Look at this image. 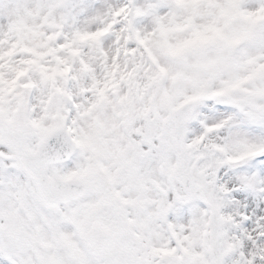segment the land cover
Segmentation results:
<instances>
[{
  "label": "snow or ice",
  "instance_id": "obj_1",
  "mask_svg": "<svg viewBox=\"0 0 264 264\" xmlns=\"http://www.w3.org/2000/svg\"><path fill=\"white\" fill-rule=\"evenodd\" d=\"M0 264H264V0H0Z\"/></svg>",
  "mask_w": 264,
  "mask_h": 264
}]
</instances>
